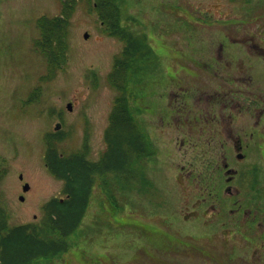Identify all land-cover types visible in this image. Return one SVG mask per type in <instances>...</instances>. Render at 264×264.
Wrapping results in <instances>:
<instances>
[{
	"label": "rangeland",
	"instance_id": "obj_1",
	"mask_svg": "<svg viewBox=\"0 0 264 264\" xmlns=\"http://www.w3.org/2000/svg\"><path fill=\"white\" fill-rule=\"evenodd\" d=\"M116 3L119 22L125 28L155 33L169 29L171 39L180 44L182 41L183 47H209L202 46L198 35L190 33H202L201 37L207 40L212 32H217L218 24H188L184 19L186 13L194 15L204 10L205 13L194 17H211L209 12L239 22L245 17L246 22L223 25L221 29L256 32L264 46V0H117ZM61 9L59 0H0V207L9 225L40 223L44 202L51 197H64L62 180L48 172L43 160L44 134L54 131L57 121L61 122L59 130L64 131L57 143L58 151L68 154L88 144V158L97 159L104 148L103 130L116 92L109 84L108 73L122 42L103 30L91 1L76 0L67 17V58L53 75L43 78L46 63L34 46V39L39 37L36 22L41 16L59 14ZM138 78L144 85L150 80L145 70L138 71ZM153 89L161 91L156 85ZM69 101L71 110L66 108ZM160 134L163 142L156 144L158 151H154L147 165V191L134 193L131 185L125 190L118 189V176L108 173L111 187L106 188L112 194L105 192V186L95 185L78 229L68 237V251L57 256H39L32 264H131L140 260L130 261L137 247L161 257L158 245L166 243L171 249L178 248L177 251L186 243H196L203 251L194 257L169 252L174 258L170 263L202 264L207 258L205 246L208 247L209 241L217 242V256L224 255L221 252L230 245L221 230L225 213L219 214L220 217L185 218L190 204L184 207L185 199L181 197L184 187L176 178L181 165L186 167L184 174L188 170L208 173L207 164L213 163L216 155L192 152L190 156L189 152L169 150L166 132ZM19 173L22 179L18 178ZM25 181L29 188L23 192L21 185ZM19 194L24 196L22 202ZM216 203L221 205V201ZM244 221L251 228L257 225L256 220ZM260 227L261 224L252 230L245 226L244 233L250 234V241L259 239L255 233ZM240 242L241 239L236 240V247H242ZM246 250L236 248V253L253 255L249 248ZM137 253L141 257L145 254Z\"/></svg>",
	"mask_w": 264,
	"mask_h": 264
},
{
	"label": "flooded vegetation",
	"instance_id": "obj_2",
	"mask_svg": "<svg viewBox=\"0 0 264 264\" xmlns=\"http://www.w3.org/2000/svg\"><path fill=\"white\" fill-rule=\"evenodd\" d=\"M205 11L192 13L201 15ZM186 14L184 19L188 24H218L217 32H212L207 40L201 37L202 33H190L198 35L202 46L209 47H183L182 41L180 44L171 39L169 29L159 33L128 29L133 35L136 71L145 70L150 77L144 85L136 75L130 91L135 148L131 159V188L139 194L147 191V165L154 151H158L156 144L163 142L160 131L166 132L165 144L169 150L189 152L190 156L192 152L216 155L215 161L207 164L208 173L188 170L184 174L186 167L181 165L176 177L184 187L181 194L184 207L190 204L184 212L185 218L226 215L221 230L230 245L221 252L223 256H217V242L209 241L208 247L205 246L207 258L201 263L264 264V46L256 32L221 29L223 25L244 23L245 17L239 22L227 16L215 17L212 12H209L211 17L200 18ZM120 25L125 28L121 20ZM118 39L122 42L120 52L125 42ZM155 85L161 91L154 90ZM196 176L199 178L195 179ZM245 218L251 222L256 220L255 228L247 226ZM259 224L261 227L255 233L259 239L250 241V234L244 233L245 226L255 230ZM239 239L242 247L235 245ZM166 244L158 245L161 257L142 246L137 247L130 261L140 260L131 264H178L169 262L174 259L169 252L184 253L188 257L203 253L196 243H186L179 251ZM236 248L245 252L249 248L253 255H239ZM137 251L145 254L138 256Z\"/></svg>",
	"mask_w": 264,
	"mask_h": 264
},
{
	"label": "trees",
	"instance_id": "obj_3",
	"mask_svg": "<svg viewBox=\"0 0 264 264\" xmlns=\"http://www.w3.org/2000/svg\"><path fill=\"white\" fill-rule=\"evenodd\" d=\"M59 1L62 4L59 14L41 16L36 22L39 37L34 39V46L46 63V74L43 78L53 75L67 58V17L76 0ZM87 1H91L101 19L103 30L125 42L123 49L115 54L113 66L108 73L109 84L119 92L114 96L108 123L103 131L106 147L94 160L88 158V144H83L82 149L68 154L62 152L60 156L57 143L64 131L44 134V164L49 173L62 180V192L66 196L62 200L54 197L45 203L40 223L9 225L5 211L0 207V264H32L39 256L65 253L70 248L68 237L78 229L93 187L105 186V192L112 194L106 188L111 187L107 175L116 172L122 174L116 175L118 189V186L121 190L132 186L130 171L135 148L131 133L129 99L130 83L138 75L134 62L136 55L133 54V35L130 30L120 25L117 0ZM33 92L37 94V91ZM31 98L32 95L29 100Z\"/></svg>",
	"mask_w": 264,
	"mask_h": 264
},
{
	"label": "water",
	"instance_id": "obj_4",
	"mask_svg": "<svg viewBox=\"0 0 264 264\" xmlns=\"http://www.w3.org/2000/svg\"><path fill=\"white\" fill-rule=\"evenodd\" d=\"M83 36H84V38H86V37L88 36V33H87V32H84ZM71 106H72L71 102H67V103H66V108H67L68 110H71ZM60 125H61L60 122H56V123H55V129H58V128L60 127ZM20 177H21V176H20ZM27 187H28V184H27V183L24 184V185H23V190H26ZM20 198H22V196H20Z\"/></svg>",
	"mask_w": 264,
	"mask_h": 264
}]
</instances>
